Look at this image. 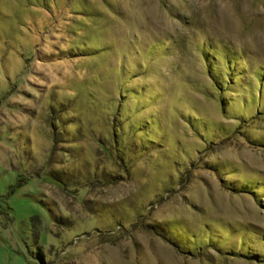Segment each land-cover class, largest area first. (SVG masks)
Instances as JSON below:
<instances>
[{
	"label": "rangeland",
	"instance_id": "obj_1",
	"mask_svg": "<svg viewBox=\"0 0 264 264\" xmlns=\"http://www.w3.org/2000/svg\"><path fill=\"white\" fill-rule=\"evenodd\" d=\"M0 264H264V0H0Z\"/></svg>",
	"mask_w": 264,
	"mask_h": 264
},
{
	"label": "trees",
	"instance_id": "obj_2",
	"mask_svg": "<svg viewBox=\"0 0 264 264\" xmlns=\"http://www.w3.org/2000/svg\"><path fill=\"white\" fill-rule=\"evenodd\" d=\"M174 245H176V247H178V249L180 250V251H182V246L180 245V244H178L177 242H175V241H173L172 242ZM191 251H193V250H191ZM183 252H185L184 250H183ZM185 253H187V252H185ZM201 253V252H200Z\"/></svg>",
	"mask_w": 264,
	"mask_h": 264
}]
</instances>
